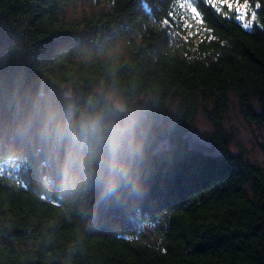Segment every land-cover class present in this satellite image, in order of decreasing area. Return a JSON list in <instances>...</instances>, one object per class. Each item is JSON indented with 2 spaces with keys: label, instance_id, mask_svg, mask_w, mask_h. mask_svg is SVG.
Masks as SVG:
<instances>
[{
  "label": "trees",
  "instance_id": "obj_1",
  "mask_svg": "<svg viewBox=\"0 0 264 264\" xmlns=\"http://www.w3.org/2000/svg\"><path fill=\"white\" fill-rule=\"evenodd\" d=\"M72 1L0 0V264H264V168L225 128L232 104L264 127V0L251 29L206 0ZM198 113L219 153L188 145Z\"/></svg>",
  "mask_w": 264,
  "mask_h": 264
},
{
  "label": "rangeland",
  "instance_id": "obj_2",
  "mask_svg": "<svg viewBox=\"0 0 264 264\" xmlns=\"http://www.w3.org/2000/svg\"><path fill=\"white\" fill-rule=\"evenodd\" d=\"M94 2L95 0L72 1L64 8L63 15L65 18L71 19L79 17L81 12L90 10L94 6ZM70 91V86H68L64 89V95L69 97ZM106 95L118 108H122L120 98L115 91L108 89ZM225 128L231 135V150L242 152L249 160L264 168V153L261 146L264 143V127L245 119L238 112L235 104H232L225 119ZM212 131L210 122L201 113H198L186 133L188 145L206 152L219 153V147L211 137ZM160 147H169V144L166 141H161ZM16 168L17 164L12 160L0 161V171H13ZM165 219V216L161 215L155 222L143 224L134 238L151 245H157L159 241L158 232L165 225Z\"/></svg>",
  "mask_w": 264,
  "mask_h": 264
},
{
  "label": "snow or ice",
  "instance_id": "obj_3",
  "mask_svg": "<svg viewBox=\"0 0 264 264\" xmlns=\"http://www.w3.org/2000/svg\"><path fill=\"white\" fill-rule=\"evenodd\" d=\"M206 2L218 12H221L226 7L227 12L224 13L225 15L235 12V19L240 22L242 27L245 29L252 28L253 24L257 20V12L255 9H259L261 7V4L257 2L255 4V9L251 8L249 0H243L242 3L240 0H206ZM188 7L190 8L191 13L195 15V18L199 20L200 14L197 11V7H194L191 4H189ZM181 19H183V17H181ZM165 23H168V21H165ZM185 26L189 28L192 27L191 24H185ZM191 35L192 33H189V36Z\"/></svg>",
  "mask_w": 264,
  "mask_h": 264
}]
</instances>
